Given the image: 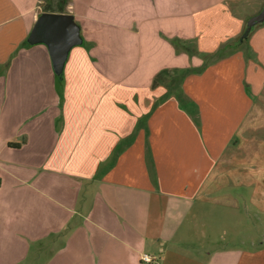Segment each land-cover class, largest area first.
<instances>
[{"label": "crops", "instance_id": "1", "mask_svg": "<svg viewBox=\"0 0 264 264\" xmlns=\"http://www.w3.org/2000/svg\"><path fill=\"white\" fill-rule=\"evenodd\" d=\"M263 6L0 0V264L264 258L219 246L264 227V22L243 36ZM45 12L81 27L63 85L27 42Z\"/></svg>", "mask_w": 264, "mask_h": 264}, {"label": "water", "instance_id": "2", "mask_svg": "<svg viewBox=\"0 0 264 264\" xmlns=\"http://www.w3.org/2000/svg\"><path fill=\"white\" fill-rule=\"evenodd\" d=\"M264 22V6L252 16L244 33L247 37L251 29ZM31 45L44 44L50 54L54 72L62 78L65 64L71 50L83 44L81 27L72 14L45 12L39 15L27 39Z\"/></svg>", "mask_w": 264, "mask_h": 264}, {"label": "rangeland", "instance_id": "3", "mask_svg": "<svg viewBox=\"0 0 264 264\" xmlns=\"http://www.w3.org/2000/svg\"><path fill=\"white\" fill-rule=\"evenodd\" d=\"M60 8V3L57 1H54L53 3H50V6H45L46 10H52V11H59L61 9ZM64 77L65 74L63 72L62 78H55V81L58 85H63L64 84ZM63 80V82H61ZM258 221L256 220H251L248 221L247 223H244L242 225H238L236 227V231L233 230V228L231 229L230 233L228 231V228H226L225 230H227V237L225 238L226 234L223 231V237L224 240L222 239V241H219V246H232V247H237V248H253V249H259V248H263L264 247V227L262 225H258ZM225 235V236H224ZM228 235L230 240L228 241ZM225 241V242H224ZM218 244V243H216ZM251 264H264V258L262 257H255L254 259H251Z\"/></svg>", "mask_w": 264, "mask_h": 264}, {"label": "built area", "instance_id": "4", "mask_svg": "<svg viewBox=\"0 0 264 264\" xmlns=\"http://www.w3.org/2000/svg\"><path fill=\"white\" fill-rule=\"evenodd\" d=\"M141 260L145 263H151L154 261V258L151 257L150 255L148 254H143L142 257H141Z\"/></svg>", "mask_w": 264, "mask_h": 264}, {"label": "trees", "instance_id": "5", "mask_svg": "<svg viewBox=\"0 0 264 264\" xmlns=\"http://www.w3.org/2000/svg\"><path fill=\"white\" fill-rule=\"evenodd\" d=\"M166 73H167V72L164 71V72H162L161 74H159V75L157 76V79H155V84L158 83V82H160L162 76H163L164 74H166Z\"/></svg>", "mask_w": 264, "mask_h": 264}]
</instances>
